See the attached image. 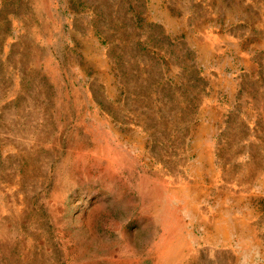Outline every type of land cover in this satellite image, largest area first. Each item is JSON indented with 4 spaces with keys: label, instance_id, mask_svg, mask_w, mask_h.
Wrapping results in <instances>:
<instances>
[{
    "label": "rangeland",
    "instance_id": "1",
    "mask_svg": "<svg viewBox=\"0 0 264 264\" xmlns=\"http://www.w3.org/2000/svg\"><path fill=\"white\" fill-rule=\"evenodd\" d=\"M0 264H264V0H0Z\"/></svg>",
    "mask_w": 264,
    "mask_h": 264
}]
</instances>
